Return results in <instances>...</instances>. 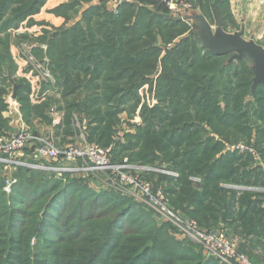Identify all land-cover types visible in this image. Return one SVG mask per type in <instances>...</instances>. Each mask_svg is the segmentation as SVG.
Instances as JSON below:
<instances>
[{
	"label": "trees",
	"instance_id": "trees-1",
	"mask_svg": "<svg viewBox=\"0 0 264 264\" xmlns=\"http://www.w3.org/2000/svg\"><path fill=\"white\" fill-rule=\"evenodd\" d=\"M92 1L58 0L42 11L47 0H0V135L10 129L1 115L2 96L13 85L32 134L39 135L34 119L49 123L58 109L64 112L57 133L62 141L74 137L76 117L88 140L107 147L120 115L133 117L142 100L139 89L150 84L158 103L141 107L142 124L124 135L125 144L113 147L112 161L127 157L152 166L160 154L178 173L167 178L173 185L165 190L171 207L199 228L232 227L231 234L264 261V191L222 187L264 188V86L254 85L251 63L235 52L210 51L158 0H125L115 12L107 11L105 0ZM179 1L190 3L209 26L238 30L229 0ZM84 4L89 6L76 20ZM19 28L25 29L21 37L14 32ZM28 37L47 45L54 84L30 72L29 65L20 67L24 78H12L18 65L11 52L23 61L12 45ZM34 55L40 59L43 53L35 49ZM54 89L59 97L51 107L47 94ZM237 142L252 144L261 162L226 150L225 144ZM55 175L16 167L8 194L0 176V264H222L177 244L129 198L95 194L72 181L81 177L75 174Z\"/></svg>",
	"mask_w": 264,
	"mask_h": 264
},
{
	"label": "built area",
	"instance_id": "built-area-1",
	"mask_svg": "<svg viewBox=\"0 0 264 264\" xmlns=\"http://www.w3.org/2000/svg\"><path fill=\"white\" fill-rule=\"evenodd\" d=\"M125 0H119L121 4ZM165 6L169 15L179 18L190 30L196 29V15L192 5L186 1L179 0H158ZM109 12H115V8H107ZM45 49V46H43ZM41 76L44 80L54 83L52 75L43 70ZM147 91V90H146ZM6 103L8 105L7 117L12 120L10 129L0 135V169L4 177V190L11 191L12 185L16 182L13 171L16 167H29L44 171H53L58 176L70 173L77 176L96 175L103 176L107 184L114 188H123L122 174L120 171L129 168L125 165H113L109 161L110 149L90 143H71L63 147H57L45 140L40 135H34L27 126L17 123L12 110L19 108L17 100L10 95ZM53 113V112H52ZM31 149H28V148ZM230 149H238L240 152H247L253 156L256 163L261 160L252 146L236 145ZM27 150H32L28 153ZM22 158L28 160L36 159L42 161L39 164H27ZM53 162L55 166L47 167L43 161ZM172 176L175 173L168 172ZM127 194L136 199L144 201L152 207L164 220L176 226L180 235L195 242L202 247L206 258L217 259L222 264H251L244 256L237 252L236 239L230 238L224 231L205 232L198 228L197 224L190 220H182L167 205V198L162 192L156 194L150 192L143 184H131L127 186ZM136 188V190H135ZM262 190V189H261Z\"/></svg>",
	"mask_w": 264,
	"mask_h": 264
},
{
	"label": "rangeland",
	"instance_id": "rangeland-1",
	"mask_svg": "<svg viewBox=\"0 0 264 264\" xmlns=\"http://www.w3.org/2000/svg\"><path fill=\"white\" fill-rule=\"evenodd\" d=\"M254 15L255 14H251L250 20H252L254 18ZM235 16L237 17L238 20H240V14L235 12ZM259 16L261 18V15L258 14V18H259ZM245 17L249 18V16L244 14L243 18H245ZM198 26L202 27V24L198 23ZM215 29H214V31H215L214 35L217 36V33H216ZM239 31H238V33L240 35L237 38L243 39V40H245L247 42L258 41L254 37H250L252 35V32L248 33L247 31H250L249 29L248 30L242 29V30H239ZM261 31H262L261 28L260 29H254L253 35L254 34L255 35H259V33H261ZM24 34H25V30H21V31H19L17 33L18 37H21ZM234 38H236V37H234ZM176 41L177 40H175L174 42H176ZM263 43H264V41L262 42V44ZM221 45L226 47V46H229L230 44H229V42L222 41L219 46H221ZM25 47H26L25 43L20 45L19 46L20 51L23 52V49ZM24 67H25V65H24ZM15 74L18 77H25L22 72H20V75H18L17 71H16ZM12 78H14V77H12ZM150 78L154 79V76H152ZM12 89H13V85L11 87L7 88L6 89L7 92L5 94H3V96H2V100H3V103L6 106V108L2 111L1 115H2L3 118L5 117L8 120L9 128L11 127L10 123L12 122V120L9 119L8 117H6L5 113L7 114L6 111L8 109V105L6 103L7 98L10 95H12V97L14 98L15 92H13ZM147 89H148V85L147 84H144L139 89V94L142 97V100H141L139 106L136 108L135 114L133 115L132 118L128 117L127 113H125V112L120 115V122H119V124L116 127L113 143H111L107 147H104V148H109L111 150L110 151V155H109V160H110L109 162L111 164H113V165H125V166L129 167V168L123 169L122 171H120V174H118L119 177L122 174V179L125 181V182H123V188H119V187L118 188H114L111 185L107 184V182H106V180L104 179L103 176H96L94 174L93 175H88V176H81V177H78V178H80L79 180H74L73 179L72 181H74L76 183H80L81 185L85 186L88 190L92 191L95 194H102V192H105V193H109V194H112V195H117V193H118V194H120L122 196H125L126 198H129L133 202V203L130 202L131 205H133V206H135L137 208V212L141 211V212H143V214H148L151 217V219L156 223V226L160 227V228H163L165 233L171 239H173V241H175L177 244L183 246L184 248H193L197 252H200L201 256H203L205 258V260H207L208 258L205 257L204 251H203L201 246H199L195 242H192V241L188 240L187 238H184L183 236H181L179 231L176 229V226L172 225L169 221L164 220V218L162 216L157 214L156 211L152 207H150L148 204H146L144 201L136 199L132 195L127 194V192L125 191V190H127V187L125 185L130 186V183L131 184H135V183L143 184L147 188L149 186L150 192L152 194H156L158 191H160L167 198L166 205H167V207L170 210H172L182 220H187V221L190 220V221H193L194 223L197 224V222L194 219H191L188 215L183 213L181 210H176L175 211L171 207L169 199H168V197L165 194V190L166 189L169 190V188H171V186H173L172 182H169L168 181L169 179H167V178L169 176L170 177H174V178L178 177V173L176 171H174L173 169L169 168V166H171V164L168 163V162L161 161L162 158H161L160 154L156 155V158L154 159V163H153L152 166H149L148 163H145L144 165L139 164V163L138 164L137 163H131L127 157H123L121 159V161H119V162L112 161V159H111V156H112L111 153H112L113 147L117 143H123L124 142V144H125L126 140H124V135H126V134H135L136 126H139V125L142 124V119H141V116H140L141 107L143 105H146L149 108H153L155 105H157L158 102H157V99L155 97V91L154 90H150V89L147 90ZM49 91H50V93L47 94V95L52 97V99L50 100V105L52 107L55 104V99H54V94H53L54 90H49ZM15 100H17L19 108H17L16 110H12V112H13V114L15 116V118H13V119L15 121H17V123H21L24 126H27L26 123L23 121V114L20 111L21 105H20V103H19V101H18V99L16 97H15ZM56 111L57 110H54L53 113L49 114V117H50L49 123L45 122L46 123L45 124V123H41L40 122V123L36 124L35 122H32L34 124L35 129H38V131H40L41 125L49 127L50 126V122H51V125L56 127L55 130L57 129L58 132H60V130L63 128V123L65 122L64 121V114H62L61 119L59 117V119H55V122H54V118H55L54 114H55ZM57 112H59V111H57ZM72 126H73L75 132L73 131L74 132V134H73L74 137L72 139H70V140L66 139L65 141H62L60 134H58V135L53 134L52 135L50 132H47L48 130H46V129L43 130V133H41L40 136L43 137L45 140L51 142L52 144L56 145L57 147H63L65 145H67V144L76 143V142L94 144V142H92V141L87 139V136H86V133H85V126L81 127V124L79 123V120L76 117H75V121H73V123H72ZM27 127L30 129L29 126H27ZM7 131H5L4 133H6ZM253 142H254V140H253ZM56 143H61L62 146H59ZM96 145H98V144H96ZM225 145H226V150H237V151H239V150L238 149H230V148H232V147H234L236 145H239V146H245V145L246 146H252V144L251 145H247V143H244V142H237V143H234V144L232 143V144H225ZM31 148L29 147L28 149H31ZM258 156H259V154H258ZM22 160L27 162V164L30 165V162H29L30 160H28L26 158H22ZM33 160H36V159H33ZM45 161H48V160H45ZM239 164H244V163L242 162V163H239ZM247 165L248 164H246L245 166H247ZM168 172L175 173L176 176H172ZM150 175H152V176H150ZM0 176L4 180V177H2L1 173H0ZM44 176H45V178H48L49 180H53L50 175H44ZM71 176L72 177H70V179L74 178V175H71ZM55 177H56V175H55ZM61 177H63V176H61ZM61 177H59V178H61ZM56 178H58V176ZM69 181H71V180H69ZM69 181H65L64 183L69 182ZM192 181L195 182V184L200 183V179L199 178H194V179H192ZM222 187H224L226 189L237 190L238 192H241L243 190H251V191H256V192L264 191V188H258V187L257 188L241 187V186H236V185H222ZM3 190H4V187H3ZM135 190H136V188H135ZM4 192H6V191L4 190ZM6 193L8 194V192H6ZM198 228H199V226H198ZM202 228H199V229H201L202 231H205V232L224 231L230 238H232V237H234L232 239L237 238L236 239V242H237L236 247H237V252L239 253V255L244 256L246 259L249 260V262L251 264L264 263V261L261 260L258 257V255L256 254L258 252L253 250V247L251 245H249L241 237L238 238L237 236H233L231 234V233H233L232 232L233 230H231L232 227H227L225 225L217 223V225L211 226L209 228H206V227H202ZM49 253H50V250L47 248V254H49ZM250 254L253 255L254 259L251 258ZM41 256H42V254H41V252H39V258H41ZM48 260L52 261L53 259H48Z\"/></svg>",
	"mask_w": 264,
	"mask_h": 264
},
{
	"label": "crops",
	"instance_id": "crops-1",
	"mask_svg": "<svg viewBox=\"0 0 264 264\" xmlns=\"http://www.w3.org/2000/svg\"><path fill=\"white\" fill-rule=\"evenodd\" d=\"M56 1H58V0H47L42 11H44L45 9H49V8L54 7L56 5ZM118 1L119 0H105L106 7L109 9L115 8V11H116L118 6L120 5V4H116ZM99 2H100V0H93L91 4L97 5V4H99ZM229 3H230L231 12H232V14L236 20V23L238 24V30H228V31H223V33L227 34V35H234V34H237L239 30H242V29L248 30L249 29L250 31H247V32L248 33L252 32V35L250 37H254L256 40H258V41H254L255 44H257L258 46H260L261 48L264 49V45H263L264 43L262 44V42L264 41V0H229ZM83 6L84 7L81 9L79 15H77L78 17H76V20L80 19L81 12L84 9H86L89 5L84 4ZM196 12H198V11H196ZM235 12L240 14V20H238L237 17L235 16ZM244 14L249 16V18L248 17L243 18ZM251 14H255L254 18L252 20H250ZM258 14L261 15V18L259 16L260 19L258 18ZM40 15H42V14H40ZM33 18H37V17H33ZM210 27H211L212 34H214L215 33L214 29L216 28V26L210 25ZM260 28L262 30L261 33H259V35H255V34L253 35L254 29H260ZM21 30H25V29L19 28L18 30H15L14 32L17 34ZM28 32H29V30H28ZM24 43H25L26 47L23 49V52L20 51V49H19V46L22 45L23 43H21L19 45H12V47H14L15 49L17 48V50L21 53L20 55L23 57V61H22V59L19 60L11 52V56L13 57L14 61L17 62V65H18L17 74L20 75V72H22L21 68H20L21 66L24 67V65L25 66L29 65L31 68L30 72H36L37 75L40 77V79L44 80L41 76V72L43 70L48 71L47 65H48L49 60H48V57L46 55L47 45L44 43L35 42L30 37H28ZM43 46H45V49L43 48ZM35 49H40L42 51L43 56L40 59L35 57V55H34ZM158 74H159V72H156L153 75L154 79H156L155 77H157ZM13 77L21 78V77H18L16 74H14ZM22 78H24V77H22ZM151 79L154 80L153 78H151ZM10 80H11V82L13 81L11 78H10ZM54 83H55V79H54ZM54 83H52V84H54ZM147 85H148V89H150V86H149L150 84H147ZM153 90H154V87H153ZM12 91L14 92V87H13ZM49 93H50V91H48V94ZM53 94H54V99L57 100L59 97V91L54 89ZM15 97H16V95L14 96V98ZM56 110L59 112H57V111L55 112L54 122H55V119H59V117L61 119L62 114H64L63 111H60L58 109H56ZM5 115L7 117L8 113L7 114L5 113ZM33 122L38 124V123H40V120L34 119ZM55 128L56 127L52 126L51 122H50L49 127L41 125L40 131H38V129H37V131H38V134L40 135L41 133H43V130L46 129V130H48L47 132H50L52 135L53 134L57 135L58 130L57 129L55 130ZM67 140H70V138L68 137ZM56 144H58L59 146H62L61 143H56ZM250 256L252 259H254L253 255L250 254ZM260 264H264V263H260Z\"/></svg>",
	"mask_w": 264,
	"mask_h": 264
},
{
	"label": "water",
	"instance_id": "water-1",
	"mask_svg": "<svg viewBox=\"0 0 264 264\" xmlns=\"http://www.w3.org/2000/svg\"><path fill=\"white\" fill-rule=\"evenodd\" d=\"M194 13L197 20L194 32L199 36L202 43L214 53L235 52L239 57L247 59L251 63L255 75L254 85L261 84L264 86V49L254 42L237 38L240 35L239 33L234 35L224 34L218 27L215 29L217 33V36H215L205 19L198 12L195 11ZM198 23H201L202 27L198 26ZM222 41L229 42L230 45L226 47L219 46Z\"/></svg>",
	"mask_w": 264,
	"mask_h": 264
}]
</instances>
